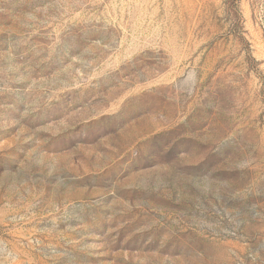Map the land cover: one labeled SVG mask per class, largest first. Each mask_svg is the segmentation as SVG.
Returning <instances> with one entry per match:
<instances>
[{
    "label": "rangeland",
    "instance_id": "rangeland-1",
    "mask_svg": "<svg viewBox=\"0 0 264 264\" xmlns=\"http://www.w3.org/2000/svg\"><path fill=\"white\" fill-rule=\"evenodd\" d=\"M0 264H264V0H0Z\"/></svg>",
    "mask_w": 264,
    "mask_h": 264
}]
</instances>
